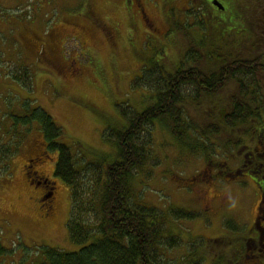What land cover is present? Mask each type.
I'll list each match as a JSON object with an SVG mask.
<instances>
[{
  "label": "rangeland",
  "instance_id": "rangeland-1",
  "mask_svg": "<svg viewBox=\"0 0 264 264\" xmlns=\"http://www.w3.org/2000/svg\"><path fill=\"white\" fill-rule=\"evenodd\" d=\"M153 1L162 9L164 17H172L167 13L166 2ZM186 1L178 0V6ZM220 1L226 3V0ZM243 1L247 2L246 8L238 9L242 19L236 16L233 20L238 25L234 21L229 24L235 30L227 28L223 33V22L216 17L225 12L213 10L209 4L205 19L199 12H194L191 19L179 17V22L175 17L172 21H177L176 26L172 27V23L162 26L161 33L146 28L144 38L136 39L137 29L132 23L141 21V17L126 0H93L99 18L119 26V39L115 42L98 25H91L88 0H0V117L8 111L10 103L23 113L25 100L35 99L34 104L46 109L63 128L61 141L70 145L75 141L82 143L87 149L82 151L88 158L97 159L111 153L113 146L107 143L103 133L108 123L124 121L118 104L128 102L130 107L141 110L146 105L145 95L152 94L150 89L134 88V79L141 75L146 63L160 62L171 71L182 61H192H186L182 55L193 48L196 55H202L198 65L210 71L219 68L207 62L210 47H215L211 51L227 61L251 59L264 50V27L259 23L258 3ZM153 7L161 23L165 18ZM55 27L56 36L52 37L51 29ZM235 32H238L237 38ZM32 35L38 37L34 45L27 42ZM200 36L208 41V49H200L196 43L201 40L197 39ZM53 40L57 42L59 56L55 63L45 57L44 49V43ZM22 65L29 66L33 72L31 90L10 74ZM260 77L245 80L250 88L255 83L262 86L259 93L264 101V75ZM241 81L236 73L217 95L204 98L201 106L186 102V116L204 129L210 136L209 142L215 144L209 150L215 161L211 166L205 162L208 152L181 147L169 128L162 124L155 123L152 129L153 156L144 172L137 173V200L160 210L201 213L194 219H169L170 227L183 233L182 246L164 248L170 258H180L188 249H193V241H198L203 244L199 250L204 257L201 264H264V257L249 260L247 256L251 254L245 251L243 257L240 252L242 239L249 238L248 229L260 197L247 178H228L220 171L226 161L235 169L236 162L246 155L248 149L237 141L244 138L245 131L256 120L253 118L251 123L235 128L224 124L218 134L208 128L215 120L216 112L212 108L229 105L231 97L239 94ZM11 126L10 121L0 129L6 140H13ZM38 131L26 134L15 156L0 161V243L8 249L2 259L4 264H38L42 245L66 251L81 247L71 241L67 227L72 200L70 188L56 179L58 210L49 219L37 201L39 192L29 185L28 168H25L27 158L32 157L29 150L44 142ZM49 154L50 157L35 162L34 168L53 178L57 154L53 151ZM235 154L238 159L234 158ZM234 224L239 226L237 231L231 228Z\"/></svg>",
  "mask_w": 264,
  "mask_h": 264
},
{
  "label": "trees",
  "instance_id": "trees-1",
  "mask_svg": "<svg viewBox=\"0 0 264 264\" xmlns=\"http://www.w3.org/2000/svg\"><path fill=\"white\" fill-rule=\"evenodd\" d=\"M252 1L258 3V19L264 27V0H248ZM243 2H221L225 7V15H221L226 18L221 27L223 33L227 28L235 30L229 24L236 16L242 19L238 9L241 6L246 8L247 2ZM233 24L238 25V21ZM235 36L238 37V32H235ZM197 39H201L196 41L200 49L209 48L204 36ZM213 48L215 47H210L206 54L207 62L219 67L218 70L207 71L204 65L199 66V62L203 60L202 55H196L193 48L182 55L186 61H192H182L174 70H167L160 62L145 65L142 76L134 79V88L150 89L152 94L145 95L146 105L141 110L130 107L128 102L118 104L124 121L108 123L103 133L107 143L113 146V151L97 159L85 155L82 149H87L82 143L75 141L70 145L65 143L67 141H61L63 128L46 109L34 104L35 99L25 100L21 109L23 113L12 108L10 103L8 111L0 117V129L11 121L10 134L14 135L13 140H6L5 135L0 134V161L15 156L27 135L32 130H39L43 140L47 142L49 152L57 154L54 180L57 181L58 178L70 188L72 200L67 227L71 241L81 245L74 251L42 245L38 253L41 256L38 264H201L204 257L202 253L199 254V250L203 244L198 241H193V249H188L180 258H170L164 250L183 244V233L170 227L169 219H194L201 213L183 209L165 211L141 202L137 200L136 181L137 173L144 172L153 156L152 129L155 123L169 128L181 147H187L191 151L200 149L204 154L208 152L205 160L208 165L215 162L209 151L215 144L209 142L210 136L204 129L186 116V102L200 105L204 98L217 95L236 73L243 81L240 82L239 94L231 97L229 105L220 104L218 109L212 108L216 112L215 120L208 128L213 134H218L224 124L227 128H235L249 121L251 123L254 118L256 122H252V127L249 126L245 131L243 142L237 141V144H244V147L247 145L245 148L248 149L246 155L236 162L237 168H243L249 162L247 154L257 144L253 138L264 135V101L263 95L259 93L262 86L255 83L254 88H250L245 79L253 81L260 74L264 75V50L251 59L234 58L227 61L215 55L211 51ZM10 72L14 80L31 90L34 76L29 66L22 65ZM90 107L93 108L92 105ZM218 118L222 123L216 122ZM195 140L198 142H194ZM261 151L262 149L258 150ZM234 158L238 159L237 154ZM227 163H223L225 166L220 169L222 176L242 177L245 180L247 178L249 183L252 182L249 171L237 172ZM252 186L255 190V186ZM231 228L237 231L239 226L234 224ZM242 240L241 256L244 257L243 253L247 251L251 254L247 256L249 260L257 259L259 256L254 257L253 254L258 251L251 247L250 238ZM6 254L8 249L0 243V264H4L2 259ZM260 257H264V254Z\"/></svg>",
  "mask_w": 264,
  "mask_h": 264
},
{
  "label": "flooded vegetation",
  "instance_id": "flooded-vegetation-1",
  "mask_svg": "<svg viewBox=\"0 0 264 264\" xmlns=\"http://www.w3.org/2000/svg\"><path fill=\"white\" fill-rule=\"evenodd\" d=\"M127 3L130 4L131 7H133L134 11H137L139 16L141 17V21L137 20L136 23H132L133 26L137 29V38L143 37L145 35L144 29H154L158 31L159 33L162 32L163 28L162 26H170L172 23V27L176 26L177 21L173 20V18L176 17L178 20L179 17H184L186 20V17L189 16V18H192V15L194 12H199L201 14V17L205 19V15L207 14L208 8L206 5H209L213 8V10H217L219 12L224 11L225 7L218 6L215 2L221 3L220 0H187L185 3H180V6H178V0H162V2H166V7L168 9L167 13H169L172 17L169 18L167 16L164 17L162 14V9L157 5L156 1L153 0H126ZM158 10V12L165 18L161 23L159 21L161 20L157 14L153 11V5ZM222 5V3H221ZM87 6L89 9L88 17L91 19L90 23L92 26H99L102 28L107 36L111 40H115V42L119 39V33L120 28L118 25H114L112 23H107L108 21L104 18H99L100 16L97 14L96 10V4L93 2V0H88ZM212 15V13H211ZM143 17V19H142ZM162 17V18H163ZM217 19L221 20L220 22H224L225 19L220 14ZM169 20V21H168ZM180 21V18L178 22ZM77 25V23H73ZM161 26V27H160ZM115 28V31L113 30ZM57 28L51 29V36H56V30ZM167 29V28H166ZM142 30V31H139ZM50 32V31H49ZM140 33H142L140 35ZM36 38V39H35ZM144 38V37H143ZM38 41V37L35 35H32L31 37L27 38V42L30 44H36ZM44 49H45V57L49 59V61L55 63L56 60L58 62L59 56L57 54V42L51 41V42H45L44 43ZM145 65H149V63H146ZM143 71L141 73L142 76ZM253 139H256L255 142H257L256 146L252 149V151L247 154V157L250 158L249 162H246L243 168H235V171L242 172V171H249L251 180L253 182V185L255 186V191L257 195H259V200L255 209V216L254 219L251 222L250 225V244L251 247H253V250L258 251L257 254H253L254 257H260L261 252L264 251V135H258L254 137ZM43 140V138H42ZM38 141V140H37ZM44 141V140H43ZM247 147V145L245 146ZM28 148V145L27 147ZM262 149L261 152H258V150ZM49 150L47 147V142L44 141L42 145H36V147L29 150V155L32 157L27 158L28 164L25 165V168H28L26 170V175L29 178V185L34 187L35 190H37L40 194L38 196L37 201L39 202V206L42 210H44L45 215H49V219H52L58 210V202L56 200V191L57 188V181H55L53 178H50L48 174L44 173L41 169H35L34 168V161L39 162L43 161L44 158L50 157ZM250 165V166H249ZM56 184V185H55ZM209 214V213H208ZM214 215L215 212H212ZM210 214V215H212ZM212 215V216H213Z\"/></svg>",
  "mask_w": 264,
  "mask_h": 264
},
{
  "label": "water",
  "instance_id": "water-1",
  "mask_svg": "<svg viewBox=\"0 0 264 264\" xmlns=\"http://www.w3.org/2000/svg\"><path fill=\"white\" fill-rule=\"evenodd\" d=\"M218 6H220V7H222L223 8V5H221L220 3H217V2H215Z\"/></svg>",
  "mask_w": 264,
  "mask_h": 264
}]
</instances>
